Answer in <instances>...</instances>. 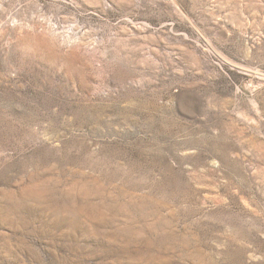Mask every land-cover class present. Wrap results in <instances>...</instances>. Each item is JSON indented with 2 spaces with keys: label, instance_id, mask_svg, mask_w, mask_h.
<instances>
[{
  "label": "rangeland",
  "instance_id": "rangeland-1",
  "mask_svg": "<svg viewBox=\"0 0 264 264\" xmlns=\"http://www.w3.org/2000/svg\"><path fill=\"white\" fill-rule=\"evenodd\" d=\"M0 264H264V0H0Z\"/></svg>",
  "mask_w": 264,
  "mask_h": 264
}]
</instances>
